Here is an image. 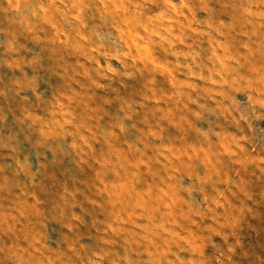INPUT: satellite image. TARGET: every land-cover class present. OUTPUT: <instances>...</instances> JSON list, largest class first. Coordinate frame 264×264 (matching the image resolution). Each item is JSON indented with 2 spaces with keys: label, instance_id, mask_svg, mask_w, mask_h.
I'll return each instance as SVG.
<instances>
[{
  "label": "rangeland",
  "instance_id": "obj_1",
  "mask_svg": "<svg viewBox=\"0 0 264 264\" xmlns=\"http://www.w3.org/2000/svg\"><path fill=\"white\" fill-rule=\"evenodd\" d=\"M0 264H264V0H0Z\"/></svg>",
  "mask_w": 264,
  "mask_h": 264
}]
</instances>
